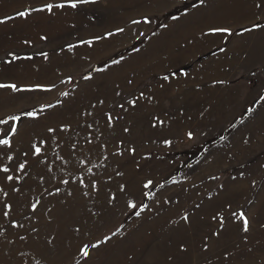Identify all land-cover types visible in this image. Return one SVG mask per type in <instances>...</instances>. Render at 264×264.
Returning a JSON list of instances; mask_svg holds the SVG:
<instances>
[{"label": "rangeland", "instance_id": "374dc122", "mask_svg": "<svg viewBox=\"0 0 264 264\" xmlns=\"http://www.w3.org/2000/svg\"><path fill=\"white\" fill-rule=\"evenodd\" d=\"M180 1L0 0V264H264V76L236 109L142 75Z\"/></svg>", "mask_w": 264, "mask_h": 264}, {"label": "crops", "instance_id": "0c3cea01", "mask_svg": "<svg viewBox=\"0 0 264 264\" xmlns=\"http://www.w3.org/2000/svg\"><path fill=\"white\" fill-rule=\"evenodd\" d=\"M250 6L244 7L241 1L232 0H204L202 5L198 0H182L175 6L163 8L159 20L154 22L162 35L157 31L148 36L147 41L151 37L164 36L165 44L152 49L156 56L142 60V75L176 79L180 103L193 102L195 88L200 87L209 94L218 83L222 88V101L217 98L213 101L222 104L218 108L248 107L246 102L257 100L258 96L253 91V98L248 99L247 93L254 90L264 76L261 72L264 68V27L245 31L256 25L264 26V10L258 3ZM215 28H227L231 34L210 31ZM144 43L142 51L146 55ZM256 92H261L259 86Z\"/></svg>", "mask_w": 264, "mask_h": 264}, {"label": "snow or ice", "instance_id": "6c2138e0", "mask_svg": "<svg viewBox=\"0 0 264 264\" xmlns=\"http://www.w3.org/2000/svg\"><path fill=\"white\" fill-rule=\"evenodd\" d=\"M81 2H84V0H81ZM198 3L202 5V4H204V0H198ZM71 6H72L73 8H75V7H76V4L73 3ZM196 6H197L196 4H193V7H196ZM53 7H54V6H53L52 4H47V5H45V8H46L49 12H51V11L53 10ZM55 7H63V5H56ZM41 10H44V9H35V11H41ZM28 14H29V13H28L27 11H21V12L17 13V15L20 16V17H25V16L28 15ZM0 22H3V21H0ZM133 23H134V24H136V23H140V21H133ZM144 23H150V21H148V20L145 18ZM256 27H264V26L256 25V26L253 27V29H245V31L254 30V28H256ZM121 31H122V30H121ZM210 31L213 32V33H224V34H226V35H230V34H231V33H230V30L227 29V28H215V29H212V30H210ZM221 51H223V49H221ZM13 59H18V57L13 56ZM86 78H87V77H86ZM164 79H168V77L165 76ZM3 87H11L13 90H18L17 87H16V85H8V86H6V85H2V84H0V88H3ZM65 95H67V93H65ZM133 103H134V102H133ZM29 115H32V114H29ZM13 119H14V120H19L20 117H13ZM111 120H112V117L109 116V123H110V124H111ZM12 131H13V133H15V132H16V128L13 127ZM50 131H52V130L50 129ZM188 135H189V138H191V135H192V134L189 133ZM8 143H9L8 140H0V144L7 145ZM34 148H35V153H36V154H39L40 151H41V149H40L39 147H35V146H34ZM9 159H11V157H9ZM19 167H20L21 170H23L24 165L21 164ZM0 171H3V172H5V173H7V172L9 171V169H7V168H3V169H0ZM7 179L11 181V180L13 179V177H12V176H8ZM65 183H67V181H65ZM150 185H151V181H149L148 183H146V184L144 185V187H145V188H148ZM93 187H95V185H93ZM128 207H129V208H132V209H135V208H136V205H135L134 203H129V204H128ZM145 207H147V206H146V205L142 206L141 209H140V211H143ZM33 208L35 209V205H33ZM7 214H8L7 212H4V213H3V215H5V216H6ZM135 215L139 216V215H140V212H139V211L135 212ZM183 219H184L185 221L188 220V216H187V214L184 215ZM214 219H215V217H214ZM239 219H240V220L242 221V223H243V231H244V232H248V231H249V228H250V221H249L248 218L246 217V214H245L244 212H240V213H239ZM223 222H224V221H223V217H221V219H220V223L223 224ZM113 235H116V233H113ZM217 235H218V233H217ZM106 239H111V237H107ZM91 247H92V248H98L99 245H98V244H93V245H91ZM205 250H207L206 246H205ZM80 255L83 256L84 258H88V257L90 256V251H89V246H88V245H85V246L82 247V249L80 250ZM225 259H227V256H226V255H225Z\"/></svg>", "mask_w": 264, "mask_h": 264}, {"label": "trees", "instance_id": "16d2710c", "mask_svg": "<svg viewBox=\"0 0 264 264\" xmlns=\"http://www.w3.org/2000/svg\"><path fill=\"white\" fill-rule=\"evenodd\" d=\"M17 116H18V114L13 115V117H17ZM237 119H238V118L234 119V121H236ZM234 121H233V122H234Z\"/></svg>", "mask_w": 264, "mask_h": 264}, {"label": "bare ground", "instance_id": "6f19581e", "mask_svg": "<svg viewBox=\"0 0 264 264\" xmlns=\"http://www.w3.org/2000/svg\"><path fill=\"white\" fill-rule=\"evenodd\" d=\"M262 130V129H261Z\"/></svg>", "mask_w": 264, "mask_h": 264}]
</instances>
